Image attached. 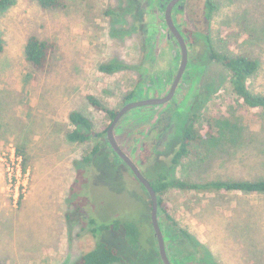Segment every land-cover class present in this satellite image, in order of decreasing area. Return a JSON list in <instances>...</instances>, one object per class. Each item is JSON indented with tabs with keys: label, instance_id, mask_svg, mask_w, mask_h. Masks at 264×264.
<instances>
[{
	"label": "rangeland",
	"instance_id": "374dc122",
	"mask_svg": "<svg viewBox=\"0 0 264 264\" xmlns=\"http://www.w3.org/2000/svg\"><path fill=\"white\" fill-rule=\"evenodd\" d=\"M58 1L61 7L45 10L34 0H16L0 11V181L8 204L0 205V262L75 264L104 242L118 251L120 264H161L150 198L108 146L111 119L94 109L87 96L114 112L141 98L151 76L171 61L160 31L164 26L150 0ZM206 1L187 0L177 16L193 43L195 64V79L178 97V110L141 108L126 113L114 127L120 149L149 182L157 173L190 183L264 179V111L247 109L231 92L228 69L209 59L210 48L254 59L258 70L247 87L264 95V0H209L215 6L211 12ZM30 36L55 43L42 72L24 61ZM115 62L131 69L99 70ZM132 92L134 99L127 100ZM71 112L83 114L94 135L101 136L69 142ZM192 114L208 121L202 128L210 125L212 136L193 142L171 169V153ZM95 145L99 150L88 163L84 156ZM12 153L21 159L18 182L26 183V194L33 168L37 176L66 155L61 225L54 217L59 205H49V183L40 190L35 179L37 205H13L6 170ZM10 174L15 181V172ZM161 200L160 226L186 264H264V194L169 188ZM115 221L133 225L138 236L100 228Z\"/></svg>",
	"mask_w": 264,
	"mask_h": 264
},
{
	"label": "trees",
	"instance_id": "16d2710c",
	"mask_svg": "<svg viewBox=\"0 0 264 264\" xmlns=\"http://www.w3.org/2000/svg\"><path fill=\"white\" fill-rule=\"evenodd\" d=\"M37 4L45 10H53L62 6L58 0H34ZM16 0H0V11L13 6ZM206 7L209 12L214 9V4L209 0L206 1ZM55 49V43L52 41L41 40L36 36L27 38L23 47L24 61L29 64L35 71L42 72L46 69L50 56ZM1 51V46H0ZM209 59L220 63L230 72V86L231 92L237 99L247 108L252 110L264 111V95L254 94L249 91L247 87V80L252 78L257 70L258 63L254 59L242 55H228L219 54L210 48ZM123 69H131L129 65L115 62L99 66V70L103 73H114ZM134 92L130 93L127 100L134 99ZM88 103L97 111L105 113L112 121L117 112L103 107L98 100L92 96H87ZM68 120L72 129L67 133L66 138L71 143H85L92 137L101 136L94 135L91 122L80 112H71ZM207 123L200 115L192 114L189 121L185 124L181 131V141L178 147L174 150L170 158V168L174 169L180 162L188 155L189 147L195 141L202 140V138H210L212 136L211 127L208 125L207 129L202 128V124ZM99 146L95 145L86 156L84 160L90 162L92 158L97 155ZM153 190L157 195L158 212L162 204L161 196L169 188H177L181 190H192L197 192L208 191H224V192H242V193H256L264 194V179L259 180H237V181H210L203 183H190L170 176V174L157 173L152 182H150ZM100 228L108 230L109 228L122 229L127 237L136 238L138 232L136 227L131 224L120 223L115 221L110 224L102 223ZM189 240L190 237L184 234ZM123 258L118 251L104 242H99L89 252L82 255L75 264H120ZM0 264H4L1 263ZM209 264V263H208Z\"/></svg>",
	"mask_w": 264,
	"mask_h": 264
},
{
	"label": "flooded vegetation",
	"instance_id": "af4514ba",
	"mask_svg": "<svg viewBox=\"0 0 264 264\" xmlns=\"http://www.w3.org/2000/svg\"><path fill=\"white\" fill-rule=\"evenodd\" d=\"M150 1H152L153 9L157 10L158 18H159V20H161V23L163 24L162 26H164V28L162 30L160 29V31H161V34L166 37V41L168 44L167 48H169V55L171 57V61L165 70H162L161 73H157L158 75L154 74L151 76V79L145 85L143 92L140 94L141 98H139L137 100L149 99V98H162V97L167 96L170 89H171V86H172V84H173V82H174V80L178 74V71L180 69V65H181V61H182L181 48H180V45L178 44L177 40H175V38L172 37L171 33L169 32V30L166 27L165 11L169 5H170V17H171V20L173 22V25L177 29V31L179 32V34H180V36L184 42V45L186 47L187 62L185 64L182 72L180 73V77L178 79V82L175 86L174 92H173L170 100H168L164 104H161L158 106L140 107V108H136V109H133L131 111H128V112H132V111H136V110L138 111L141 108L157 109L163 105L172 106L173 109L178 110V108H179L177 105L178 104V97L181 95L182 92H184L185 90L187 91L188 86H190V88H191V83L193 81L192 79H195V77L193 76V72H192L195 64L191 60L192 59L191 58V54H192L191 53V46L193 43H190L188 41L186 35L184 34L183 26L181 23L178 22V17H177L180 13H182L184 11L187 0H150ZM196 47H197V45H196ZM150 91H152V92H150ZM154 91H155V93L153 94ZM137 100H133V101H137ZM128 102H131V101H128ZM113 136H114V128H113ZM114 139H115V137H114ZM177 141H178V143H177V147H178V145L180 144V141H181V135ZM173 152L174 151H172L171 156H172ZM171 156H170V158H171ZM158 214H159V212H158ZM158 217H159V215H158ZM161 231L163 234L164 248H165L166 255H167L170 263L171 264H186V261H185L186 257L182 256L180 253L176 252L175 247L177 246V244H173L172 241H170L169 235L164 234L162 228H161ZM156 248H157V245H156ZM171 250H173L175 252H171ZM157 253H158V249H157ZM189 256H190V259H189L190 261L195 259V255L194 256L189 255ZM158 257H159V255H158ZM198 261H199V259H198ZM159 262H160V260H159Z\"/></svg>",
	"mask_w": 264,
	"mask_h": 264
},
{
	"label": "water",
	"instance_id": "95a60500",
	"mask_svg": "<svg viewBox=\"0 0 264 264\" xmlns=\"http://www.w3.org/2000/svg\"><path fill=\"white\" fill-rule=\"evenodd\" d=\"M165 21H166L167 29L171 33L172 37L175 38V40H177L178 44L180 45L181 55H182L180 69L171 86V89L168 95L162 98L141 99V100L131 101V102L124 104L120 108V110L117 111L116 115L113 117L110 125L108 126L106 130V142L108 143L113 153L127 166V168L130 170L134 178L146 190L150 198V222H151V227L153 230V236L155 238V242H156L157 249H158L159 260L161 264H171L166 255V251L164 248L163 234L161 231V226H160L159 217H158L157 195L155 191L153 190L150 182L143 177V175L140 173V171L138 170L136 165L133 163V161L127 155H125L123 151L119 148L113 136L114 126L121 119V117L124 116L128 111H131L133 109L140 108V107L158 106V105L164 104L165 102L170 100V98L172 97L175 86L180 77V73L182 72L187 62V53H186V47L184 45V42L179 32L177 31V29L174 27L173 22L171 20L170 5L166 8V11H165Z\"/></svg>",
	"mask_w": 264,
	"mask_h": 264
},
{
	"label": "crops",
	"instance_id": "0c3cea01",
	"mask_svg": "<svg viewBox=\"0 0 264 264\" xmlns=\"http://www.w3.org/2000/svg\"><path fill=\"white\" fill-rule=\"evenodd\" d=\"M55 159V158H54ZM56 162L54 163V169H59L60 171L57 172H53L51 171V168L47 169H43L42 172H38V175L35 176V170L34 168L32 169L31 172V180L29 183V190L27 192V194L24 196V198L21 200V202L19 203V207H26L27 205H37L36 204V199L34 200V197L32 196V191L34 189V185L36 180H39V183H41L40 185V190L45 189L44 187H46L49 183V190L51 191V193H49L48 195L50 196L48 199L50 200L49 205H59L60 207V212H55L54 217L55 218H59V225H61L64 221V215L62 210L64 209V205H66V155H62L60 157H57ZM62 170V171H61ZM34 172V173H33ZM55 173V174H54ZM53 175V177H49L50 175ZM43 188V189H42ZM46 191V190H44ZM47 192V191H46ZM2 193V187H1V181H0V205H8L6 203V201L4 200V198L1 195ZM18 207V208H19Z\"/></svg>",
	"mask_w": 264,
	"mask_h": 264
},
{
	"label": "built area",
	"instance_id": "2783aa9c",
	"mask_svg": "<svg viewBox=\"0 0 264 264\" xmlns=\"http://www.w3.org/2000/svg\"><path fill=\"white\" fill-rule=\"evenodd\" d=\"M10 156L11 161L9 164H6V170L9 175L7 181V190L9 191V193H11L13 205H17L19 201H21L26 195V183H21L20 185V182H18V178H20L21 176V170L19 166L21 163L20 157H15L13 153ZM13 172H15V181H12L13 179L10 177V173Z\"/></svg>",
	"mask_w": 264,
	"mask_h": 264
}]
</instances>
